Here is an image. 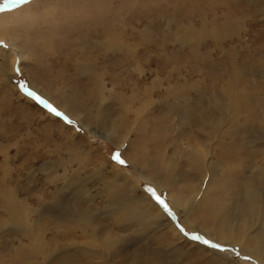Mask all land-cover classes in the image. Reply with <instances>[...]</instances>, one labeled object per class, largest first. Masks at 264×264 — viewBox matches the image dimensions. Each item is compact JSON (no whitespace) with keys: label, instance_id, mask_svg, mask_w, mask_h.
I'll use <instances>...</instances> for the list:
<instances>
[{"label":"rangeland","instance_id":"1","mask_svg":"<svg viewBox=\"0 0 264 264\" xmlns=\"http://www.w3.org/2000/svg\"><path fill=\"white\" fill-rule=\"evenodd\" d=\"M11 16L0 264H264V0H0Z\"/></svg>","mask_w":264,"mask_h":264},{"label":"snow or ice","instance_id":"2","mask_svg":"<svg viewBox=\"0 0 264 264\" xmlns=\"http://www.w3.org/2000/svg\"><path fill=\"white\" fill-rule=\"evenodd\" d=\"M11 3H15V4H20V5H26V4H29L32 2V0H10ZM26 95L32 99H34L37 103H40V104H43L45 105V107L47 108L48 112L57 116V117H60L62 115V113H60L59 111H57L54 107H52L50 104H47L46 101L42 100L39 96H37L34 92H31V91H26ZM69 123H71L69 121ZM113 160H115L116 162H118L119 164L123 165L125 164V161L123 159H121L120 157V154L117 153L113 156ZM149 192L152 193V197H154L155 201L161 205L164 210L167 212L169 211L168 209V205L159 197V196H156L155 193L149 189ZM181 231H183V229H181ZM193 239H199V237L197 236H193L192 237ZM205 244H208L209 242L207 240L204 241ZM211 247L213 248H217L219 247L218 245L216 244H212Z\"/></svg>","mask_w":264,"mask_h":264},{"label":"bare ground","instance_id":"3","mask_svg":"<svg viewBox=\"0 0 264 264\" xmlns=\"http://www.w3.org/2000/svg\"><path fill=\"white\" fill-rule=\"evenodd\" d=\"M10 0H5V2H9ZM25 18L27 19V18H29V15L27 14L26 16H25ZM16 18L14 17V16H11V17H9L8 19H4V20H2L1 21V24H0V31L3 29V28H5L10 22H13L14 20H15ZM2 37H0V39H1ZM232 254V253H231ZM230 255V254H229Z\"/></svg>","mask_w":264,"mask_h":264}]
</instances>
